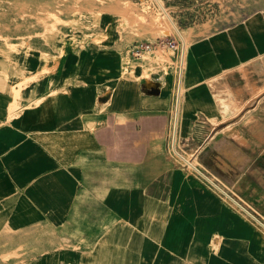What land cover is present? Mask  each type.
I'll return each mask as SVG.
<instances>
[{"label": "crops", "instance_id": "crops-1", "mask_svg": "<svg viewBox=\"0 0 264 264\" xmlns=\"http://www.w3.org/2000/svg\"><path fill=\"white\" fill-rule=\"evenodd\" d=\"M260 1L127 65L111 29L88 46L110 62L54 55L45 32L0 52V222L45 232L25 258L264 264Z\"/></svg>", "mask_w": 264, "mask_h": 264}, {"label": "rangeland", "instance_id": "rangeland-1", "mask_svg": "<svg viewBox=\"0 0 264 264\" xmlns=\"http://www.w3.org/2000/svg\"><path fill=\"white\" fill-rule=\"evenodd\" d=\"M160 1L185 35L186 28L207 23L222 15L226 8L240 6L248 0ZM110 29L118 43L126 42L123 46L126 65L131 62L127 49L137 41H153L156 36L166 35L182 39L156 0H0V52L8 50L6 55L11 56L18 48L15 58L23 59L26 48L33 45L34 36L42 38L45 32L51 34L54 55L62 50L64 58L76 56L81 62L86 57L85 62L93 55L110 62L103 52L89 49L94 44L105 48V35ZM74 48L77 51L73 55ZM158 52L167 57L164 50ZM167 60L171 59L167 57ZM2 208L0 205V211ZM40 233H45L42 228L14 229L0 222V264L38 262V254L33 260L25 258L29 248L38 246V243L27 244L25 239Z\"/></svg>", "mask_w": 264, "mask_h": 264}, {"label": "built area", "instance_id": "built-area-1", "mask_svg": "<svg viewBox=\"0 0 264 264\" xmlns=\"http://www.w3.org/2000/svg\"><path fill=\"white\" fill-rule=\"evenodd\" d=\"M182 40L174 36H157L153 41H137L129 49L128 54L133 58H140L157 49H174L177 50Z\"/></svg>", "mask_w": 264, "mask_h": 264}, {"label": "water", "instance_id": "water-1", "mask_svg": "<svg viewBox=\"0 0 264 264\" xmlns=\"http://www.w3.org/2000/svg\"><path fill=\"white\" fill-rule=\"evenodd\" d=\"M159 4H160V6L162 7V9H163V11H164V13L166 14V16L168 17V19H169V21H171L173 24H174V26H175V28H176V30H177V32L179 33V35H180V38H182V40H183V42H184V38H183V36H182V34H181V32H180V30H179V28H178V26L176 25V23H175V21H173L172 19H171V17H170V15H169V13H168V11H167V9H166V7L163 5V3H161V1L160 0H156ZM184 44V43H183ZM175 149V151H177V149H176V147L174 148ZM222 190V189H221ZM223 191V190H222ZM224 192V191H223ZM225 193V192H224ZM226 194V193H225ZM230 199H233L232 197H230L228 194H226ZM234 201H236L235 199H233ZM237 203H238V201H236ZM240 206H241V204L240 203H238Z\"/></svg>", "mask_w": 264, "mask_h": 264}, {"label": "bare ground", "instance_id": "bare-ground-1", "mask_svg": "<svg viewBox=\"0 0 264 264\" xmlns=\"http://www.w3.org/2000/svg\"><path fill=\"white\" fill-rule=\"evenodd\" d=\"M181 34H182V36H184V33H183V32H182ZM183 46H184V45H183ZM182 50H183V49H182Z\"/></svg>", "mask_w": 264, "mask_h": 264}]
</instances>
